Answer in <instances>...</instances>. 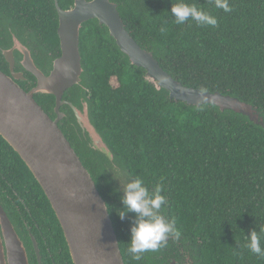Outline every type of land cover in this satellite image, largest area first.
<instances>
[{"label": "trees", "instance_id": "16d2710c", "mask_svg": "<svg viewBox=\"0 0 264 264\" xmlns=\"http://www.w3.org/2000/svg\"><path fill=\"white\" fill-rule=\"evenodd\" d=\"M111 1L118 4L127 32L140 47L154 50L174 80L237 98L264 116V0H228L230 12L217 8L215 0H185L214 16L216 25L191 19L176 24L171 7L178 0ZM57 2L65 10L73 0ZM8 13L58 49L52 0H0V14ZM161 26L167 31L161 33ZM4 29L7 33V25ZM80 52L91 118L123 181L107 174L108 161L81 144L65 123L62 132L105 201L124 264H141L127 251L129 211L123 219L118 214L126 210L127 184L137 178L150 195L161 185L167 201L161 210L191 241L197 264H264V256L248 246L255 231L264 248V129L232 111L169 100L166 91L145 80L142 68L129 63L96 20L83 24ZM4 190L20 194L29 208L34 198L58 224L37 181L0 136ZM3 193V201L8 200Z\"/></svg>", "mask_w": 264, "mask_h": 264}, {"label": "water", "instance_id": "95a60500", "mask_svg": "<svg viewBox=\"0 0 264 264\" xmlns=\"http://www.w3.org/2000/svg\"><path fill=\"white\" fill-rule=\"evenodd\" d=\"M57 15V36L61 56L51 63L45 75L27 49L19 48L24 69L36 79L32 92H24L11 77L0 71V136L26 165L47 198L63 231L73 264H124L118 240L105 201L97 190L89 171L61 129L59 108L64 92L77 91L66 102L70 129L75 137L98 158L108 162L105 172L118 182L122 170L90 115L87 79L82 66L80 31L88 21L104 26L120 53L145 72L144 78L156 90H164L168 98L187 106L208 104L221 112L232 111L264 129V116L254 107L219 92H202L183 86L165 72L154 57V50L140 47L127 32L111 0H73L68 9H61L52 0ZM10 35L13 36L7 28ZM13 50L4 51L10 57ZM45 93L55 98L52 120L36 103L33 95ZM0 264H30L27 247L0 205Z\"/></svg>", "mask_w": 264, "mask_h": 264}, {"label": "flooded vegetation", "instance_id": "af4514ba", "mask_svg": "<svg viewBox=\"0 0 264 264\" xmlns=\"http://www.w3.org/2000/svg\"><path fill=\"white\" fill-rule=\"evenodd\" d=\"M34 7L36 8V5ZM2 17L6 20L2 21ZM4 25H7L13 35L11 36L7 30L10 36H8L9 41H7ZM19 48L27 49L35 64L45 75H48L51 63L61 56L60 45L57 49L52 43L44 40L40 32L36 33L27 28L18 16L12 17L9 16V13L6 16L0 14V71L11 77L24 92L29 93L36 87V79L24 69L23 55ZM9 50H13L10 57L12 63L3 54L4 51ZM75 91L77 88H69L62 96L61 101L64 103L59 108L61 119L57 123L61 131L64 123L69 126L70 114L66 102H69ZM33 97L52 120L57 117L54 110V96L35 93ZM2 193L0 191V205L26 244L30 264H68L69 260L72 263L59 222L58 224L54 223L49 213L45 209L43 210L42 205L34 198L29 202V208L17 192L12 191V194L9 195L7 190H4L3 194L9 201H3ZM160 214L164 216L166 221H170L167 214L163 213L162 210H160ZM128 215L130 217L128 219L131 221L129 231L131 233V229L139 216L136 212L130 211ZM137 262H141V264H197L191 241H187L182 235H179L177 239L171 234L167 237L166 244L160 247L158 251L141 254V259Z\"/></svg>", "mask_w": 264, "mask_h": 264}, {"label": "clouds", "instance_id": "9594fccd", "mask_svg": "<svg viewBox=\"0 0 264 264\" xmlns=\"http://www.w3.org/2000/svg\"><path fill=\"white\" fill-rule=\"evenodd\" d=\"M215 6L230 12L231 8L228 0H215ZM171 15L175 18L176 24H183L189 19L194 20L197 24L216 25L217 19L199 9L195 4H188L185 0H178L171 7ZM167 29L160 27V32L164 33ZM162 187L157 184L154 192L150 195L149 189L144 180L137 178L134 182L128 183L125 189L123 203L126 205L125 211L118 214L121 219L126 211L136 212L139 216L137 222L131 229L130 246L127 251L134 260H140L141 254L152 251H158L160 247L166 244L167 237L171 234L179 238V231L175 228V220L166 221L160 214L163 205L166 204V197L161 194ZM250 244L248 245L253 253L257 256H264V248L261 247V238L257 232L253 231L249 236Z\"/></svg>", "mask_w": 264, "mask_h": 264}]
</instances>
